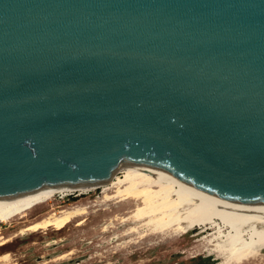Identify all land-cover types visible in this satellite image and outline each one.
Instances as JSON below:
<instances>
[{
    "label": "water",
    "instance_id": "95a60500",
    "mask_svg": "<svg viewBox=\"0 0 264 264\" xmlns=\"http://www.w3.org/2000/svg\"><path fill=\"white\" fill-rule=\"evenodd\" d=\"M129 163L264 200V0H0V204Z\"/></svg>",
    "mask_w": 264,
    "mask_h": 264
},
{
    "label": "bare ground",
    "instance_id": "6f19581e",
    "mask_svg": "<svg viewBox=\"0 0 264 264\" xmlns=\"http://www.w3.org/2000/svg\"><path fill=\"white\" fill-rule=\"evenodd\" d=\"M95 189L101 190L104 201L117 198L119 202L132 203L122 218L123 222H129L123 235L173 237L195 229L200 240L209 246L207 250L215 256L217 264H244L262 256L264 200L197 196L159 172L145 171L132 163L91 187L46 190L0 204V225L15 219L21 221L23 224L16 229L17 235L48 228L59 231L86 213V207H61L58 211L50 207L42 214L32 215L33 212L51 203L56 196L81 195ZM76 222V225L82 224L80 220ZM8 241L2 238L0 231V247ZM69 254H59L58 259ZM9 256L8 252H2L0 261H6Z\"/></svg>",
    "mask_w": 264,
    "mask_h": 264
},
{
    "label": "rangeland",
    "instance_id": "374dc122",
    "mask_svg": "<svg viewBox=\"0 0 264 264\" xmlns=\"http://www.w3.org/2000/svg\"><path fill=\"white\" fill-rule=\"evenodd\" d=\"M74 206L86 207V213L59 231L48 228L17 235L21 221L1 224V236L9 239V243L0 247V254L8 252L10 256L0 264H217L195 229L173 237L123 235L129 222H123L122 218L132 203L119 202L117 198L104 201L100 189L56 196L32 215L45 213L50 207L58 211ZM79 220L82 224L76 225ZM67 252H70L67 257L58 259ZM244 264H264V250L261 257Z\"/></svg>",
    "mask_w": 264,
    "mask_h": 264
}]
</instances>
